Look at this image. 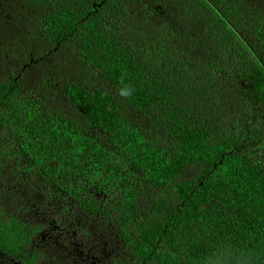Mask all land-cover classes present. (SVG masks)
<instances>
[{"label":"trees","instance_id":"obj_1","mask_svg":"<svg viewBox=\"0 0 264 264\" xmlns=\"http://www.w3.org/2000/svg\"><path fill=\"white\" fill-rule=\"evenodd\" d=\"M0 264H264V0H0Z\"/></svg>","mask_w":264,"mask_h":264}]
</instances>
